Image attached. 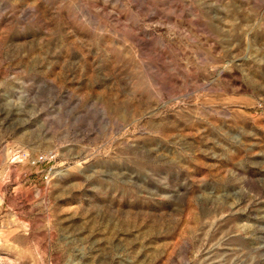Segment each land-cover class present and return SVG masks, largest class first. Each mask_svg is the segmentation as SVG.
<instances>
[{"label":"rangeland","instance_id":"1","mask_svg":"<svg viewBox=\"0 0 264 264\" xmlns=\"http://www.w3.org/2000/svg\"><path fill=\"white\" fill-rule=\"evenodd\" d=\"M0 264H264V0H0Z\"/></svg>","mask_w":264,"mask_h":264},{"label":"built area","instance_id":"2","mask_svg":"<svg viewBox=\"0 0 264 264\" xmlns=\"http://www.w3.org/2000/svg\"><path fill=\"white\" fill-rule=\"evenodd\" d=\"M24 158H27L28 162L33 166L39 165L48 160V156L46 154L35 155L33 157H28V155H24L23 159Z\"/></svg>","mask_w":264,"mask_h":264}]
</instances>
